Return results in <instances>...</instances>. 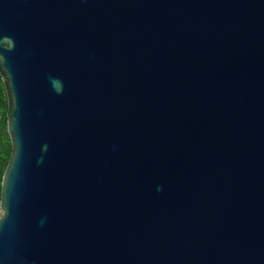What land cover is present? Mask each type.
I'll list each match as a JSON object with an SVG mask.
<instances>
[{"label":"water","instance_id":"water-1","mask_svg":"<svg viewBox=\"0 0 264 264\" xmlns=\"http://www.w3.org/2000/svg\"><path fill=\"white\" fill-rule=\"evenodd\" d=\"M0 75V264H264V0H0Z\"/></svg>","mask_w":264,"mask_h":264},{"label":"trees","instance_id":"trees-1","mask_svg":"<svg viewBox=\"0 0 264 264\" xmlns=\"http://www.w3.org/2000/svg\"><path fill=\"white\" fill-rule=\"evenodd\" d=\"M7 109L8 100L6 90L0 75V191L3 175L12 151V144L7 127Z\"/></svg>","mask_w":264,"mask_h":264}]
</instances>
